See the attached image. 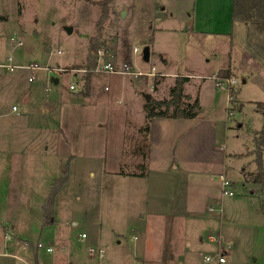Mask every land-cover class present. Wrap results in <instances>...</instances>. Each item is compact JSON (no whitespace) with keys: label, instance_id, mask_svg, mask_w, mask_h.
Returning <instances> with one entry per match:
<instances>
[{"label":"rangeland","instance_id":"374dc122","mask_svg":"<svg viewBox=\"0 0 264 264\" xmlns=\"http://www.w3.org/2000/svg\"><path fill=\"white\" fill-rule=\"evenodd\" d=\"M196 5V0H0V223L23 240L12 238L23 248L22 256L33 260L30 264L38 242L46 246L50 237H64L63 257L74 260L84 257L86 247L102 249L95 264H149L144 255L152 264H180L178 256L189 252L195 264H220L215 257L222 252L219 239L198 242L189 238L186 223L175 225L168 223L171 215H156L189 202L177 170L170 169L166 184L154 173L143 198L125 178L144 171L138 165L144 160L138 151L145 137L142 105L147 96L169 98L177 75L192 77L184 85L191 98L184 102L197 99L196 84H206L201 115L189 137L196 144L180 154L191 152L202 161L217 152L227 157L222 172L234 196L223 194L215 173L219 167L207 173L210 180L201 187L204 198L219 199L216 204L205 198L202 208L208 202L214 211L222 210L211 227L220 218L232 227L221 264H264V185L255 182L254 153L264 120L258 108L264 103V63L249 53L243 22L232 35L194 33ZM222 26L214 24L225 30ZM148 44L152 52L146 63L142 52ZM11 56L19 67L14 71L5 67ZM108 62H129L151 78L97 72ZM32 63L41 69L30 81L33 73L24 66ZM221 70L229 76L220 77ZM87 77H100L102 88L108 87L100 94L104 103L93 96L94 85L88 89ZM227 78L235 81L232 95L227 86H215L216 79ZM76 97L83 102L73 103ZM179 148L183 151L180 143ZM56 185L51 218L56 221L43 228ZM200 223L202 233L211 231L206 220ZM140 243L141 257L133 252ZM61 249H39L40 264H52ZM206 256L213 259L206 262Z\"/></svg>","mask_w":264,"mask_h":264},{"label":"crops","instance_id":"0c3cea01","mask_svg":"<svg viewBox=\"0 0 264 264\" xmlns=\"http://www.w3.org/2000/svg\"><path fill=\"white\" fill-rule=\"evenodd\" d=\"M215 2H213L214 3L213 4L212 0H196L197 5L195 8L196 10L193 20L194 25L191 28V30L194 33H208V34H221V35L233 34L232 30H234V27L236 26V24H234L233 21V0H231L230 4L227 2V0H217V4ZM218 22H221L223 24L222 27L225 30H219L214 28V24ZM244 26L246 25L244 24ZM12 44L14 45L15 41H13ZM148 46H150L152 52L151 44H148ZM231 46H233V44H231ZM160 60L165 64L168 63V58L166 55H162L160 57ZM161 74L165 78L168 77L163 73ZM144 76L147 77L148 75H144ZM177 77H187L189 78V80L192 78L189 75H177ZM187 83H189V81ZM204 83L202 84V88L200 84L195 85V87H197L198 89L196 98L199 100V102H200V96L206 86V84L204 85ZM91 84L94 85L93 91L95 93L93 94V96L97 97L98 98L97 100H100V103H104V100H102L100 94L104 90L108 91L109 90L108 87H105L104 89L102 88L100 77L94 78L93 80L90 79L89 90ZM174 85L175 83L172 86ZM75 92L76 89L73 91V93ZM188 98L190 99L191 97L189 96ZM83 99L84 98L76 97L71 101L73 103H80L83 102ZM130 107L131 105H129V108ZM142 109H143L142 114L144 115L141 116L143 122L142 124L144 126L142 127V129L144 131L143 133H145V137L139 139L140 144L138 145L139 148L138 151L141 155L144 152L143 155L144 160H142L141 163L138 165L139 167H142L144 171L141 173L125 176V178L128 181V184L131 186L132 190L134 189L136 192L139 190L140 195L143 198L146 194L148 195L149 193V188L151 186L150 179L152 178L151 176L154 173L164 177L165 180L164 184H166V182H168L169 179L170 169L177 170L176 173H178L179 176L183 177L182 180L183 187L186 188V191H188L189 195H191L189 197V202L186 203L184 209L174 208V210L170 211L169 214L156 213V215L159 216L171 215L173 219L171 222L169 221L168 223H173L175 225L186 223V225L187 226L189 225V227L191 228V231L190 229H188V231H190L189 238L195 239L198 242L204 243V239L206 238L212 242H216L214 240L219 239L220 242L219 240H217V242L220 245V250L225 255L231 246L229 238L230 236H232V230H231L232 227L231 225L226 224L222 220V218H220L218 224H216V227H211L213 225V223L211 222L212 217H216V218L221 217L220 214L222 213V210L218 209L217 211V209H215L214 212H210V208H212L213 206L208 202L202 208V201L205 198L210 197V194L206 195V197L204 198V195L202 196L201 187L203 186L204 180L206 181V184H208L207 180H210L209 177L211 176H207V173L214 171L218 167L219 169L216 170L215 173H219V182L221 183L220 181L221 176L227 179L222 172L223 171L222 169L225 168V163L223 161H225L227 157L223 155L221 152H217L214 155L209 156L210 160L202 161V160H194V158H192L191 152H189L190 154H186V153H183V155L180 154L182 152H185L184 149H186L187 145H190L191 148L195 146L196 141L189 139V137L191 135L190 133L194 130L193 128L194 123L197 122L201 114L195 119L154 118L148 121L147 114L145 111V106L142 105ZM147 125H149L148 132L145 130ZM179 143L183 151L180 150ZM203 164H207V167H203L204 166ZM210 198L213 200L214 203L218 204L219 199L217 198L216 195H212ZM202 220L207 221V224H209V226L211 227L210 228L211 231L209 232L206 231L205 233H202V229L200 226L201 224L200 222ZM45 221L46 220H44L42 225L43 228H46L44 227ZM55 221L56 219H54V222ZM183 230L186 233L187 228L186 230L185 229ZM12 235L13 234L10 232L9 225L5 223H0V264H18L20 262L23 264H30V262H32L33 260L29 261L26 258L27 256L25 255L22 256L21 251L23 248L21 247V245H19V243L13 241L12 238H16L18 242L19 241L22 242L23 240L15 235L13 236ZM187 238L188 236H186V239ZM54 243L55 245H53ZM47 244L48 245H46V247H50L52 248V250L53 247H57V249L58 247L62 248L59 253L60 256L57 258L56 257L57 254H56L53 258L52 264H95L96 257L95 258L90 257V249L96 248L99 251L102 250L95 246L90 248L86 247V250L84 251V257L82 259L74 260L73 257L72 258L68 256L63 257L65 253L64 250H66L65 247H67L64 245L65 244L64 237L63 238L56 237L55 239L50 237ZM38 250H39L38 247L34 249L35 251L34 264H40ZM142 250L143 248L140 243L134 247L133 252H135L136 255H139V257H141ZM189 253H183L178 256L180 264L196 263V261L194 260L195 257H193V255L187 256V254ZM143 258L146 261H148L149 264H152L149 259L150 258L149 256L144 255Z\"/></svg>","mask_w":264,"mask_h":264},{"label":"trees","instance_id":"16d2710c","mask_svg":"<svg viewBox=\"0 0 264 264\" xmlns=\"http://www.w3.org/2000/svg\"><path fill=\"white\" fill-rule=\"evenodd\" d=\"M233 21L234 24L243 22L248 26L249 53L258 61L264 63V0H233ZM254 45L257 50H253ZM220 77H228L227 71H221ZM87 87L89 89L90 77H87ZM189 81L187 77H177L175 85L170 90V97L162 100L151 99L145 105L148 121L154 118H175V119H195L202 109L198 99L193 102H184L188 99L184 94V85ZM157 84V83H156ZM232 95V92H231ZM258 108L264 115V103H259ZM172 110V112H171ZM145 130L149 131V125ZM257 156V176L255 182L264 185V120L262 129L255 139ZM63 184V182L61 183ZM59 193V185H56L47 201V213L45 224L53 223V207L55 198ZM50 214V215H49Z\"/></svg>","mask_w":264,"mask_h":264},{"label":"built area","instance_id":"2783aa9c","mask_svg":"<svg viewBox=\"0 0 264 264\" xmlns=\"http://www.w3.org/2000/svg\"><path fill=\"white\" fill-rule=\"evenodd\" d=\"M133 52L136 54L139 52V49L137 47H134L133 48ZM59 54H63L62 51H59L58 52ZM14 57H9L8 58V64L5 66L8 70L10 71H14L15 69L19 68L17 65L14 64ZM26 69H29L32 71V75L31 77L29 78L30 81H33L34 80V74L37 70L41 69V67L39 65H37L36 63H32L28 66H24ZM60 71H64V70H60ZM97 72H105V73H108V74H115V75H134L136 77H139V76H144V75H148L150 76L152 73H143L142 71L140 70H137L135 71L134 70V67L132 66L131 63L129 62H123L122 64H114L112 62H108L106 64H103L102 66H99L97 68ZM154 75V74H153ZM235 83V81L233 80H229V78L227 79H216L215 80V86L217 88H223L225 86L228 87L229 91H230V94H231V90H230V87ZM76 89V86L74 84H71L70 85V90L74 91ZM231 96V95H230ZM232 97H230L231 99ZM16 107H14L13 109L15 110ZM220 181H221V186H222V192L223 194L225 195H228V196H234V192L231 190L232 188V183L231 181L225 179L223 176L220 177ZM210 212H214V209L210 208ZM86 235L83 234L82 235V238H85ZM38 249H45L46 252H51L52 251V248L50 247H46L45 245H43L42 243H38L37 245ZM90 257L91 258H95V257H100L102 258L103 257V251H99L98 249L96 248H91L90 249ZM217 258V261L218 263H225L226 262V259H225V255L223 254V252L221 253H218V255L215 256ZM213 258L210 257V256H206L205 257V261L206 262H210Z\"/></svg>","mask_w":264,"mask_h":264},{"label":"water","instance_id":"95a60500","mask_svg":"<svg viewBox=\"0 0 264 264\" xmlns=\"http://www.w3.org/2000/svg\"><path fill=\"white\" fill-rule=\"evenodd\" d=\"M124 15V14H123ZM67 32L69 34H71L73 32V29L72 28H68L67 29ZM142 59L144 62L146 63H149L150 60H151V49H150V46H145L144 49H143V52H142ZM59 81L56 80V83H58ZM151 97L150 96H147V101H150Z\"/></svg>","mask_w":264,"mask_h":264}]
</instances>
